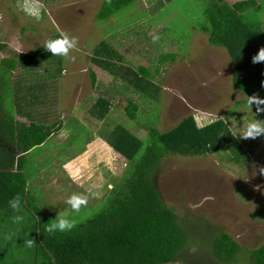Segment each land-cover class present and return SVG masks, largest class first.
Returning a JSON list of instances; mask_svg holds the SVG:
<instances>
[{
    "label": "rangeland",
    "instance_id": "1",
    "mask_svg": "<svg viewBox=\"0 0 264 264\" xmlns=\"http://www.w3.org/2000/svg\"><path fill=\"white\" fill-rule=\"evenodd\" d=\"M103 1L39 0L42 9L38 22L20 17L13 0L0 3L5 13L8 9L17 11L16 20L9 15L1 21L7 22L12 33L28 28L20 35L28 53L42 47L46 39L56 38L57 29L78 39L77 48L68 57L54 56L38 70L46 84L41 113L49 112L45 120L61 119L64 125L30 152L25 173L52 219L59 211H67L75 223L95 215L103 209L113 181L125 170L127 160L99 137L103 127L124 125L146 143L145 126L157 113L156 125L161 132L189 115L199 126L225 119L231 130L242 128L247 120L264 119L255 106H249L248 96L234 88L233 62L226 49L210 45L208 36L199 30L205 21L203 1L139 0L134 7L100 21L96 16ZM161 3L164 6H159ZM260 21L264 25V16L260 15ZM154 37H158L155 42ZM101 41L121 55L120 63L135 70H151L161 85L157 99L144 101L131 86L91 62L93 49ZM91 71L96 73L95 85ZM101 96L112 102L106 121L93 118L89 112ZM130 99L140 106L135 122L126 115ZM238 140L249 153L248 167L227 165L218 154L167 156L162 162L159 189L184 222L198 225L193 231L203 234L199 229L202 224L197 222L207 220L214 230L230 234L244 250L239 264H249L246 253L264 244V176H255L253 169V162L264 165V136ZM74 192L96 195L75 213L65 203Z\"/></svg>",
    "mask_w": 264,
    "mask_h": 264
},
{
    "label": "trees",
    "instance_id": "2",
    "mask_svg": "<svg viewBox=\"0 0 264 264\" xmlns=\"http://www.w3.org/2000/svg\"><path fill=\"white\" fill-rule=\"evenodd\" d=\"M138 1L111 0L108 3L104 0L96 17L100 21L109 20L134 7ZM200 1L204 4L205 21L198 28L208 36L210 45L228 52L233 62L234 88L246 96L258 94L264 98V63H252L253 55L264 46V25L260 21V15L264 16V2ZM161 4L159 6H164ZM6 47L0 42V53ZM93 52L90 60L97 67L131 86L144 101L157 99L161 85L155 82L149 68L135 70L120 63L121 55L105 41ZM168 56L170 54L162 58L163 62ZM52 57L42 46L29 54L0 60V264H205L204 261L239 264L244 250L230 234L214 230L207 220L197 222L202 224L199 229L203 234L193 231L195 222H184L166 203L159 189L162 162L167 156L218 154L227 165L248 167L249 153L231 135L232 130L222 118L200 127L195 117L189 115L174 128L161 132L156 125L157 113L145 126L146 143L124 125L103 127L99 137L127 160L125 170L113 181L102 210L75 223L69 232L46 231L47 223L53 219L39 202L25 169L30 152L53 137L64 124L61 119L45 120L49 112L41 111L24 114L28 122L22 121L20 118L24 116L20 113L24 102L18 94L12 93L17 87L10 82V77L17 61L29 63L33 68ZM91 78L95 85L94 71ZM44 80L42 78L41 85L32 82L28 88L31 99L26 101L30 107L44 105L46 96L39 93L40 89L43 91ZM111 109V100L101 96L89 112L93 118L106 121ZM139 110V104L130 99L126 115L132 122L139 119ZM221 151L224 153L220 154ZM17 194L21 197V211L14 213L8 201ZM17 214L22 215L23 220L13 223L12 217ZM5 234L11 235V239L5 240ZM27 238L35 239L36 244L26 247ZM246 254L249 264H264V244Z\"/></svg>",
    "mask_w": 264,
    "mask_h": 264
},
{
    "label": "clouds",
    "instance_id": "3",
    "mask_svg": "<svg viewBox=\"0 0 264 264\" xmlns=\"http://www.w3.org/2000/svg\"><path fill=\"white\" fill-rule=\"evenodd\" d=\"M111 3V0H107ZM17 7L25 15L39 20L41 5L39 0H17ZM59 35L56 38H48L43 43V48L50 52L53 56L68 57L70 51L77 48L78 39L74 36H70L67 32L57 29ZM158 37H154L155 42ZM253 64L264 63V46L260 47L257 54L252 57ZM247 103L249 106H255L258 116L264 114V98H261L258 94H253L248 96ZM233 137L240 140H256L264 136V119H251L244 122L242 128L233 129L231 132ZM253 169L255 176H264V165L257 164L253 162ZM256 190H259V186H256ZM27 191V188L25 189ZM95 193L89 192L84 193H72L65 201V203L70 207V209L79 213L82 207H86L89 202L90 196H95ZM8 206L13 210L14 213H19L21 211V197L17 194L15 197L8 201ZM13 223H20L23 220L22 215H15L12 217ZM75 227V221L69 218V213L67 211L60 212L55 219L47 223L46 231L48 233L54 232H69ZM5 240H10L11 235L5 234ZM36 244L35 239L27 238L24 241V245L28 248L33 247ZM193 252L196 251L195 248L192 249Z\"/></svg>",
    "mask_w": 264,
    "mask_h": 264
},
{
    "label": "crops",
    "instance_id": "4",
    "mask_svg": "<svg viewBox=\"0 0 264 264\" xmlns=\"http://www.w3.org/2000/svg\"><path fill=\"white\" fill-rule=\"evenodd\" d=\"M3 1L4 0H0V3L3 2ZM13 3L14 4H17V0H13ZM41 9L42 8H40V10ZM16 12L17 11L11 13V10L8 9V12L5 13V12H3L0 9V42L2 44H5L7 46L5 48V51H3V52L0 53V60L3 57H6V56H8V57H14V56L20 55L21 53H25V54L28 53V52L25 51V48H24V45H26V41H24V40L22 41V39L20 38L21 36L24 35V32L28 28L22 27L21 28V33L15 34V29H14V31L12 33V31L9 30L10 26H8L7 22L6 23H1V21L3 20V18L4 17H8L9 15H11L12 18L15 19V20L17 19L16 17L18 15L20 17H22V18H25L27 16L22 11L20 13L17 12L18 15L16 16ZM26 18L32 19V17H29V16H27ZM8 19H10V18H8ZM36 21L38 22L39 20H36ZM21 34H23V35H21ZM43 64H45V63H43ZM43 64L31 68V67H29L30 66L29 63H25L24 61L21 63L20 61L19 62L17 61L16 64H15V69L11 73V77H10L11 80H10V82L13 83L15 85V87H17V88H15L13 90L12 93L13 94H18V96H20L21 97V100H23V102H24V103L21 104V106H22V113H20V114H22V116H24L23 118H20L21 120L26 119V116L25 115H27L28 112L29 113L30 112H34V111L35 112H40L43 109L42 108L43 105H38L36 107H30L29 104L27 103V101L31 99V95H28V92L27 91H30L28 88L32 85V82H38L41 85L42 78L45 77L43 74H39V72H38L39 67L40 66H43ZM32 73H34V74H32ZM32 75H34L35 77H33ZM31 78H34V79L31 80ZM44 86H45V84L42 83V87H43L42 89H43V91H41V89L39 90V93H41L40 94L41 96L46 93V88ZM42 98H41V100H42ZM203 126H205V125H203ZM200 127H202V126H200Z\"/></svg>",
    "mask_w": 264,
    "mask_h": 264
}]
</instances>
